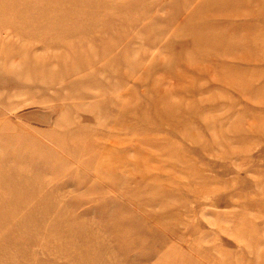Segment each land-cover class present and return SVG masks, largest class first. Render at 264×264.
Here are the masks:
<instances>
[{
	"label": "rangeland",
	"instance_id": "374dc122",
	"mask_svg": "<svg viewBox=\"0 0 264 264\" xmlns=\"http://www.w3.org/2000/svg\"><path fill=\"white\" fill-rule=\"evenodd\" d=\"M0 264H264V0H0Z\"/></svg>",
	"mask_w": 264,
	"mask_h": 264
}]
</instances>
